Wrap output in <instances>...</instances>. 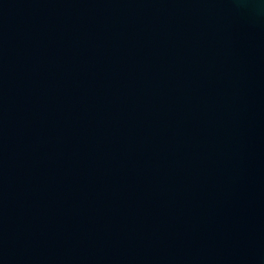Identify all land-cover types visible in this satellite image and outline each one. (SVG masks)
Here are the masks:
<instances>
[{
  "label": "water",
  "instance_id": "obj_1",
  "mask_svg": "<svg viewBox=\"0 0 264 264\" xmlns=\"http://www.w3.org/2000/svg\"><path fill=\"white\" fill-rule=\"evenodd\" d=\"M0 264H264V0H0Z\"/></svg>",
  "mask_w": 264,
  "mask_h": 264
}]
</instances>
